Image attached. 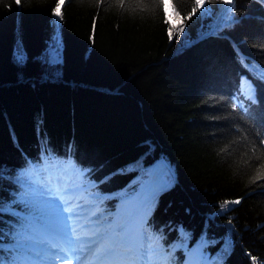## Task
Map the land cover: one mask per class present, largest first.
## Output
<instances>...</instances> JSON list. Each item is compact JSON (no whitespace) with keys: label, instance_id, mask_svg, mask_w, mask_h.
<instances>
[{"label":"trees","instance_id":"16d2710c","mask_svg":"<svg viewBox=\"0 0 264 264\" xmlns=\"http://www.w3.org/2000/svg\"><path fill=\"white\" fill-rule=\"evenodd\" d=\"M205 1L170 38L155 0H0V264L46 221L24 172L77 167L111 215L157 161L173 178L143 231L171 264L202 241L209 264H264V0Z\"/></svg>","mask_w":264,"mask_h":264},{"label":"rangeland","instance_id":"374dc122","mask_svg":"<svg viewBox=\"0 0 264 264\" xmlns=\"http://www.w3.org/2000/svg\"><path fill=\"white\" fill-rule=\"evenodd\" d=\"M198 14L201 16L209 14L206 1L204 7L198 9ZM167 16L170 18V23L177 25L178 28L179 21L170 13ZM231 17L232 14L227 16V19ZM54 24L55 38L58 40L59 16L56 14ZM61 47V43L58 42L57 46L51 48L49 55L51 60L61 61ZM240 92L245 98L254 99L253 88L244 77L241 78ZM53 169V174L52 169L43 170L37 175H33L32 171L23 173L22 183L28 188V193L18 201L31 211L38 212L46 221L42 226L32 229L15 241L13 247L21 248L23 256L14 264H90L101 261L106 253L113 250L127 253L128 249H122L123 244L127 242L121 240L123 230L132 235L133 239L138 237L137 241L130 238L131 242L126 243L127 245L132 243L133 249H136L129 256L128 261L140 259L143 261L142 264H171L168 256L172 253L168 248L161 244L160 239L146 234L143 230L140 233L138 231L140 226L137 223V219L141 216L140 225L145 226V206L169 188L173 174L162 161H157L147 169V178L141 180L133 194L117 202V208L111 215L104 207L98 208L100 203L96 200L98 195L88 194L82 170L77 167L65 169L59 165ZM60 200H71L73 206L77 203L82 205L73 225L81 237L96 233L88 251L82 253L80 251L82 245L69 244L57 231L56 212L60 207ZM0 208L4 209L5 206ZM134 221L137 226L131 228ZM204 246L205 241H202L194 250H189L187 245H183L179 250L184 253L185 258L190 251H194V259H197L199 264H209L208 255L203 250Z\"/></svg>","mask_w":264,"mask_h":264},{"label":"snow or ice","instance_id":"6c2138e0","mask_svg":"<svg viewBox=\"0 0 264 264\" xmlns=\"http://www.w3.org/2000/svg\"><path fill=\"white\" fill-rule=\"evenodd\" d=\"M20 0H17L19 3ZM225 4L231 5L233 0H223ZM63 3V0H61ZM205 0H195L194 6L191 9V12L188 13L187 16L181 17L179 11H177L176 3L173 0H155V2L151 5L153 10L162 9L164 14L167 16L169 13L176 18L177 21L182 25L184 19H189L192 14H194L197 9H201L204 7ZM60 4H57L56 15L59 16L60 12ZM176 30L178 32H182L183 28H177V25L173 24L169 27V37H172L173 31ZM264 78V77H262ZM59 199V197H57ZM229 202H225L224 205L221 207H225L226 204ZM232 203H239V201H234ZM81 209V205L79 203L73 206V202L71 200H60V207L56 212V216L58 218L56 229L61 234L63 240L67 241L69 244H80L82 247L80 251L86 252L88 251L89 247L93 243V239L96 237V233H92L91 236L88 237H81L76 227L73 225V221L79 216ZM79 259V257H77ZM90 264H118V262L113 261H97V262H90Z\"/></svg>","mask_w":264,"mask_h":264},{"label":"bare ground","instance_id":"6f19581e","mask_svg":"<svg viewBox=\"0 0 264 264\" xmlns=\"http://www.w3.org/2000/svg\"><path fill=\"white\" fill-rule=\"evenodd\" d=\"M71 186V185H70ZM129 203V202H128ZM82 206V205H81ZM131 208V207H130ZM130 211V210H129ZM140 219H142L141 218V216L139 217V219H137V223H138V225H140L139 223H140ZM80 220V219H79ZM143 221V220H142ZM83 223V222H82ZM124 233H125V237H126V240H127V242L129 243L130 242V240H129V238H128V236H127V231H124ZM127 233V234H126ZM128 235H130V234H128ZM131 236V235H130ZM132 244V243H131ZM194 251H190L188 254H187V256H186V258H185V260H184V263L183 264H199V261L197 260V259H194ZM151 264V263H150Z\"/></svg>","mask_w":264,"mask_h":264},{"label":"water","instance_id":"95a60500","mask_svg":"<svg viewBox=\"0 0 264 264\" xmlns=\"http://www.w3.org/2000/svg\"><path fill=\"white\" fill-rule=\"evenodd\" d=\"M169 186H170V184H169ZM169 186H168V187H169ZM168 187H167V188H168ZM127 223H129V222H127Z\"/></svg>","mask_w":264,"mask_h":264}]
</instances>
